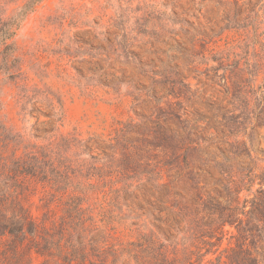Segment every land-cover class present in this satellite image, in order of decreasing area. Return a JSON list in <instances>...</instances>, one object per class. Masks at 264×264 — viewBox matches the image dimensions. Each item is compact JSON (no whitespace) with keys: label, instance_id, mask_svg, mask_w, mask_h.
I'll return each instance as SVG.
<instances>
[{"label":"rangeland","instance_id":"rangeland-1","mask_svg":"<svg viewBox=\"0 0 264 264\" xmlns=\"http://www.w3.org/2000/svg\"><path fill=\"white\" fill-rule=\"evenodd\" d=\"M26 2L0 0V15ZM8 43L0 153L36 155L72 181L56 192L19 179L34 220L58 224L68 198L82 197L115 264H136L125 250L154 231L150 210L171 221L156 209L167 191L163 208L195 205V229L215 235L195 242L211 251L203 264H228L244 239L264 263V0H42ZM229 204L235 223L221 226ZM107 212L123 218L113 231L100 223ZM187 237L179 232V243Z\"/></svg>","mask_w":264,"mask_h":264},{"label":"trees","instance_id":"trees-1","mask_svg":"<svg viewBox=\"0 0 264 264\" xmlns=\"http://www.w3.org/2000/svg\"><path fill=\"white\" fill-rule=\"evenodd\" d=\"M40 1L42 0H27L9 18L5 19L0 15V47L2 48L0 54L5 64L15 61L14 49L8 41L14 36L23 18ZM232 89L240 91L238 84L235 83H232ZM2 140H6V136H3ZM98 172L101 177L100 171ZM21 177L34 178L56 192L67 190L72 184L69 175L61 172L50 161H43L36 155L21 158L15 157L14 154L5 157L0 153V264H31L33 255L42 260L41 264H106L108 256H112L109 264H115L116 252L112 249V245L106 243V239L100 241L96 233L98 226L93 222L92 216H86V209L82 207L84 202L82 197L71 195L68 198L64 204L65 216L58 224L56 222L47 224L49 219L37 222L31 217L19 197ZM260 179L263 183L264 175ZM195 184V182L191 183L192 186L198 187ZM155 186L160 191L165 187ZM258 195L264 197V190L258 191ZM168 198L169 192L166 191L164 195L161 193L158 196L159 206L156 209L159 212L167 209L171 221L164 220L161 216L155 215L153 209L150 210L154 231L151 230L147 238L142 237L141 242L130 243L131 247L125 251L136 260V264H203L205 257L211 251L196 246L195 242L199 237L212 240L215 235H201L195 229L197 223L191 212L195 211V205L179 201L163 208L162 205L167 203ZM116 199L117 197H114L110 203L115 204ZM261 203H258L256 209L260 216L264 214V205ZM236 211L237 209H233L230 204L220 209V225H233ZM240 214L253 216L255 209L253 207L247 213L243 211ZM102 216L100 223L111 231L115 230L112 224L114 222L120 224V220L123 219L115 217L110 212ZM163 223L165 227L162 226ZM181 223L185 225V230L180 228ZM179 232L188 234V245L179 243ZM243 242L234 249H228L229 254L226 256L228 264H260V254ZM180 245L181 248H178ZM221 262V257L217 256L213 261L208 260L206 263L222 264Z\"/></svg>","mask_w":264,"mask_h":264}]
</instances>
